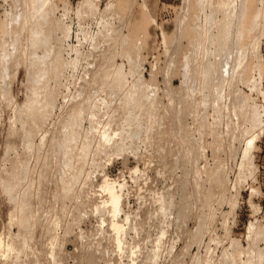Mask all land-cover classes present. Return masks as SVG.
Listing matches in <instances>:
<instances>
[{
  "label": "rangeland",
  "instance_id": "1",
  "mask_svg": "<svg viewBox=\"0 0 264 264\" xmlns=\"http://www.w3.org/2000/svg\"><path fill=\"white\" fill-rule=\"evenodd\" d=\"M116 1L0 0V264H264V10L247 47L235 26L228 48L247 50L250 68L234 56L247 78L219 82L201 65L225 59L227 0ZM143 3L152 20L137 39ZM239 91L261 123L242 117Z\"/></svg>",
  "mask_w": 264,
  "mask_h": 264
},
{
  "label": "bare ground",
  "instance_id": "2",
  "mask_svg": "<svg viewBox=\"0 0 264 264\" xmlns=\"http://www.w3.org/2000/svg\"><path fill=\"white\" fill-rule=\"evenodd\" d=\"M194 1H195V0H194ZM198 1H200V3L203 2V0H198ZM204 1H205V0H204ZM223 1H225V0H223ZM228 1L230 2V0L225 1V4L228 5L227 9H226L225 6H223V4H224V2H223V4H222V6H223V7H222V10L225 8L226 11H225V13H224V11H222V12L224 13V15H223V18H220V19H222V20L219 19V21H221V23L218 21V22L220 23V25H219V23H217V24L220 26V30L218 29V31H221L220 33H218V37H217V41L220 43V44L218 43V45H219L220 48H221L220 51H224V49H226V50H227V53H225L226 51H225V52H222V53L219 52V51H217V52H216V51H212V52H216L217 54L220 53V56H224L225 59H224V60H220V59H219L216 63L213 61V62L216 64V66L214 65L213 62H211V61H209V60H208V61L205 60L206 63H208V65H207V64L205 65L204 62H202V63H204V64L201 65V66H202V70H201V72H203V73H202V74H203L202 76H204V77L206 76L205 79H206L207 77H208L209 79H210V78L213 79V76L215 75L216 78H217L216 80H217V81L219 80V82H222L223 77H224V76H227V74L229 75L230 72L232 73V71H233L234 73H236V71H234V70H237V72H238V70L240 71V70H241L240 68L237 69V66H239L240 64H241V66H243V64L245 65V67L247 66V65H246L247 63H245L246 58H243V59H242V55L244 54L243 52L246 51V53H247V50H245V48H244L245 51H242V53L240 52V53H241V56H238V55H240V54L237 55V54H236V51H237V49L240 50V49H242V48L245 47V46L247 47V44H248V43L245 42V40L247 39V36H246V35H247V33H248L249 35L251 34V30L254 28V24H255L254 22L256 21V19H257L258 17H261V16H260V15H261V11L264 10V8H263V7H264V0H262V2H263L262 7H259V4H258L259 0H242V2H241L240 4H238V6L235 5L234 2H233V3H232V2L228 3ZM231 1H232V0H231ZM187 2H190L188 5H190L191 2L194 4V2L191 1V0H190V1L188 0ZM218 2L221 3L220 1H218ZM127 3H128L127 0H117L115 6H117V7H119V8H120V7L123 8V7H125V6L127 5ZM200 3H199V4H200ZM203 3H204V2H203ZM144 4L146 5V3H143V11H142V14H141L140 18L138 19V21H136V22L134 23L132 33H131V31H130L131 36H132V34H133V37H137V39H138V36L140 35L139 33L145 31V30H146V27L151 23V20H152V16H151V14H150V12H149V10H148V7H147V5L144 6ZM186 4H187V3H186ZM197 4H198V3H197ZM225 4H224V5H225ZM218 5H220V4H218ZM199 6H200L199 8H201V6H204V5H203V4H202V5L200 4ZM216 6H217V5H216ZM193 7L195 8V6H193ZM197 7H198V6H197ZM199 8H198V10H200ZM219 8L221 9V5L218 7V9H219ZM189 9H190V6H189ZM189 9H188V11H190ZM191 9H192V8H191ZM201 9H202V8H201ZM192 11H193V9H192ZM195 11H196V8H195ZM186 12H187V11H186ZM197 12H198V11H197ZM187 13H188V12H187ZM191 13H192V12H191ZM191 13H190V15H191ZM198 13H199V12H198ZM198 13H197V14H198ZM185 14H186V13H185ZM192 14H193V13H192ZM197 14L194 15V19L196 18L195 16H196ZM18 15H19V14H18ZM183 15H184V14H182V16H183ZM187 15H188V14H187ZM187 15H186V16H187ZM198 16H199V15H197V17H198ZM184 17H185V15H184ZM182 18H183V17H182ZM187 18H188V17H187ZM198 18H199V17H198ZM13 19H14V17H13ZM180 19H181V18H180ZM183 19H184V18H183ZM188 19H191V17L188 18ZM194 19H193V21L196 23V22H197V21H196L197 19H196V20H194ZM181 20H182V19H181ZM257 20H258V19H257ZM184 21H185V20H184ZM189 21H190V23L192 22V20H189ZM179 22H180V21H179ZM181 22H183V21H181ZM187 22H188V21H187ZM194 22H193V24L191 23L193 26L195 25ZM257 22H258V21H257ZM257 22H256V23H257ZM188 23H189V22H188ZM188 23L183 22V24H185L186 26H184L182 23H179V24H182L183 28L185 27V30L188 31L187 33H188V35H189V33L192 32V30L196 31L198 28L195 30L194 28H196V25L194 26V28H193V26L191 25V27H192L193 29H192V28L190 29V27H188L190 24L188 25ZM252 23H254V24H252ZM217 24H216V25H217ZM177 25H178V24H177ZM187 25H188V26H187ZM257 25H258V24H257ZM182 26H181V27H182ZM235 26L238 27L237 31L239 30L240 32H238V33L242 36V40H241V38H240L241 42L243 41L242 44L245 43V45L243 44L244 46H242V48H237V46H236L237 49H235L236 51H235V53H234V56H235V54H236V55L238 56V58L240 57V59H239L240 62H241L240 64H239L238 58L232 56V57H234V58H237L236 61H237L238 63L235 62V63H236V64H235V63L231 60V59H232L231 54L228 53V52H229V51H228V48H229V47L232 48V46H234V45H233V42H234V41H233V34H234L233 31L236 30V29L234 28ZM178 27H179V29H180V26H178ZM178 27H176V28H178ZM187 27H188V28H187ZM198 27H199V26H198ZM257 27H258V26H257ZM186 28H187V29H186ZM218 28H219V27H218ZM263 28H264V27H263ZM254 29H255V28H254ZM177 30H178V29H177ZM185 30H184V33H182V32H183V29H182V31H181V29H180V32L182 33V37H181L180 34H177L178 36L180 35V37H181V39L179 38V39L182 41L181 44L183 43L182 38H184V37L187 35L186 32H185ZM256 30H257V29H256ZM194 31H193V32H194ZM198 31H199V30H198ZM120 32H121V31H119V33H120ZM177 32H178V31H177ZM193 32H192L193 36H194V34L196 35V33H193ZM235 32H236V31H235ZM263 32H264V30H263ZM252 33H253V31H252ZM138 34H139V35H138ZM184 34H185V35H184ZM192 34H190L189 36H191ZM197 34H198V33H197ZM173 35H174V37H175V35H176V31L174 32ZM177 35H176V37H177ZM183 35H184V36H183ZM128 36H129V35H128ZM193 36H192V37H193ZM215 36H216V35H215ZM215 36L213 37V39L215 38ZM241 36H240V37H241ZM250 36H251V35H250ZM176 37H175V38H176ZM194 37L196 38V36H194ZM194 37H193V39L195 40ZM198 37H200V35H198ZM201 37H202V36H201ZM201 37H200V38H201ZM203 37H204V35H203ZM203 37H202V38H203ZM237 37H238V35L236 36V38H237ZM248 37H249V36H248ZM129 38H131V37L129 36ZM139 38H140V36H139ZM200 38H199V39H200ZM207 38H209V37H207ZM251 38H252V37H251ZM251 38H250V39H251ZM253 38H254V36H253ZM258 38H259V37H258ZM133 39H134V38H133ZM177 39H178V37H177ZM186 39H188V38H186ZM191 39H192V38H191ZM191 39H190V41H191ZM193 39H192V40H193ZM197 39H198V38H196V40H197ZM205 39H206V36H205ZM205 39H202V41L204 40L203 43L206 44ZM238 39H239V37H238ZM254 39H255V38H254ZM254 39H253V40H254ZM128 40H129V39H128ZM170 40H171V39H170ZM172 40H173V38H172ZM175 40H176V39H175ZM196 40H195V41H191V42L194 43V42H196ZM211 40H212V39H211ZM211 40H210V41H211ZM215 40H216V38H215ZM215 40H213V41H215ZM251 40H252V39H251ZM131 41H132V39H131ZM190 41H189V42H190ZM200 41H201V40H199L198 43H200ZM206 41H207V39H206ZM208 41H209V40H208ZM237 41H238V40H237ZM260 41H261V39H260ZM129 42H130V41H129ZM133 42H134V40H133ZM135 42H136V41H135ZM172 42H173V41H172ZM172 42H171V43H172ZM175 42H176V41H175ZM177 42H178V40H177ZM191 42H190L189 45H191ZM241 42L238 41V43H237V42H236V43H237V45H240ZM255 42H256V41H255ZM131 43H132V42H131ZM138 43H139V42H138ZM178 43H179V42H178ZM178 43H177V44L175 43V44L178 45V46L180 47L181 45H179L180 43H179V44H178ZM193 43H192V45H193ZM203 43L201 42V45H202ZM236 43H235V44H236ZM246 43H247V44H246ZM249 43H250V42H249ZM169 44H170V43H169ZM173 44H174V42H173ZM173 44H172V45H173ZM175 44H174L173 46H175ZM242 44H241V45H242ZM255 44H256V43H255ZM257 44H258V42H257ZM130 45H131V44H130ZM135 45H136V44H135ZM170 45H171V44H170ZM172 45H171V46H172ZM186 45H187V43H186ZM194 45H195V43H194ZM208 45H209V43H208ZM218 45H217V46H218ZM250 45H251V44H250ZM132 46H133V45H132ZM171 46H170V49H172V48L176 49L175 47H171ZM178 46H177V48H179ZM183 46H185V44H183ZM196 46H197V45H196ZM203 46H204V45H202V47H203ZM210 46H211V45H210ZM210 46H209V47H210ZM215 46H216V45H215ZM248 46H249V45H248ZM253 46H254V44H253ZM134 47H135V46H134ZM181 47H182V46H181ZM181 47H180V49H181ZM186 47H188V45L185 46L184 48L187 49ZM190 47H191V46L188 47V48H189V52H190ZM198 47H199V46H197V48H198ZM205 47H206V46H204V49H205ZM234 47H235V46H234ZM257 47H258V46H257ZM210 48H211V47H210ZM210 48H209V49H210ZM217 48H219V47H217ZM230 48H229V49H230ZM258 48H259V47H258ZM134 49H136V48H134ZM134 49H133V50H132V49L130 50V48H129V50H130V54L132 53L131 51H133V53H135V52H134ZM174 49H173V50H174ZM185 49H184V50H185ZM198 49H200V48H198ZM209 49H207V51H208ZM215 49H216V48H215ZM222 49H223V50H222ZM233 49H234V48H233ZM259 49H260V48H259ZM173 50H172V51H173ZM178 50H179V49H177V51H178ZM182 50H183V49H182ZM201 50L203 51L202 48H201ZM201 50H199V52H200ZM211 50H212V49H211ZM211 50H209V52H206L205 50H204V51H205L206 53H209L210 55H212L213 53L211 52ZM239 50H238V51H239ZM257 50H258V49H257ZM135 51H136V50H135ZM175 51H176V50H175ZM186 51H187V50H186ZM230 51H231V49H230ZM169 52H171V51H169ZM183 52H184V51H183ZM183 52H181V53L179 52V53L182 54ZM187 52H188V51H187ZM189 52L186 53V54L188 55ZM193 52H196V51H192V54H193ZM197 52H198V50H197ZM205 52L203 53L204 55H205ZM133 53H132V54H133ZM174 53H175V52H174ZM174 53H173V55H174ZM179 53H177V54L175 53V57H177L176 55H180ZM184 53H185V52H184ZM201 53H202V52H201ZM201 53H200V54H201ZM211 53H212V54H211ZM223 53H224V54H223ZM246 53H245V54H246ZM248 53L250 54L249 51H248ZM167 54H168V52H167ZM169 54H170V53H169ZM198 54H199V53H197L196 56H197ZM214 54H215V53H214ZM221 54H222V55H221ZM249 54H248V55H249ZM170 55H171V54H170ZM182 55H183V54H182ZM182 55L180 56V58L182 57ZM184 55H185V54H184ZM184 55H183V56H184ZM187 55H185V56L187 57ZM194 55H195V54H194ZM246 55H247V54H246ZM190 56H191V53H190L189 57H190ZM200 56H202V54H201ZM220 56L218 55L217 58H219ZM244 56H245V55H244ZM258 56H259V55H258ZM131 57H132V56H131ZM170 57H172V56H170ZM170 57H169V58H170ZM189 57H187V58L190 59V61L192 62L191 58H193L194 56H193V57L191 56V58H189ZM198 57H199V55H198ZM214 57H215V56H214ZM247 57H248V56H247ZM251 57H252V56H251ZM251 57L249 58L250 60H251ZM173 58H174V56L172 57V59H173ZM177 58H178V57H177ZM184 58H185V57H184ZM184 58H183V59H184ZM187 58H185V59H186V63L188 62V59H187ZM200 58H201V57H200ZM209 58H210V56H209L208 58H206V59H209ZM217 58H215V59H217ZM220 58L222 59V57H220ZM142 59H143V58H142ZM172 59L170 58V59H169V62H170V60H172ZM204 59H205V58H204ZM174 60H175V59H174ZM181 60H182V59H181ZM193 60H194V58H193ZM195 60L197 61V58H196ZM198 60H199V59H198ZM201 60H202V59H201ZM212 60H213V59H212ZM242 60H244V63H243ZM252 60H253V59H252ZM258 60H259V59H258ZM178 61H180V60H178ZM182 61H183V60H182ZM215 61H216V60H215ZM230 61H232V62L234 63L235 67H232ZM234 61H235V60H234ZM171 62H173L172 64H174L175 61H171ZM184 62H185V61H184ZM194 62H195V61H194ZM194 62H192V63H193V65H195V66H197V65L199 64V63H198V64L196 65V64H195L196 62H195V63H194ZM198 62H199V61H198ZM246 62H247V61H246ZM62 63H63V62H62ZM167 63H168V61H167ZM176 63H178V62H176ZM186 63H185V64H186ZM209 63H212V64H209ZM233 63H232V64H233ZM248 63L251 64L250 62H248ZM257 63H258V62H257ZM63 64H64V63H63ZM153 64H154V63H153ZM169 64H170V66L172 65L171 63H168V65H169ZM180 64H181V62H180ZM187 64H188V65H186V66L184 65V66H185V67H184V71H185V69H187V68H188V69H189V68H191V69L193 68V67H191V66H193V65H191V63L188 62ZM189 64H190V65H189ZM238 64H239V65H238ZM259 64H260V61H259ZM204 65H205V66H204ZM234 65H233V66H234ZM60 66H63V65H60ZM166 66H167V65H166ZM182 66H183V65H182ZM252 66H253V70H254V65H252ZM259 66H260V65H259ZM53 67H55V65H54ZM168 67H169V66H168ZM168 67H167V68H168ZM186 67H187V68H186ZM245 67H244V68L242 67L243 70L245 69ZM140 68H141V67H140ZM167 68H166V70H167ZM169 68H170V67H169ZM169 68H168V69H169ZM195 68H196V67H194V69H195ZM233 68H234V69H233ZM246 68H250V67L247 66ZM259 68H260V67H259ZM56 69H57V67L55 68V70H56ZM60 69H61V67H60ZM145 69H146V68H145ZM153 69H155V68H153ZM194 69H193V70H194ZM197 69H198V67H197ZM197 69H196V70H197ZM199 69H200V68H199ZM231 70H232V71H231ZM248 70H249V69H248ZM53 71H54V70H53ZM167 71H169V70H167ZM199 71H200V70H199ZM245 71H246V69H245ZM245 71H243V72H245ZM151 72L153 73L154 70H152ZM188 72H192V71H187V72H185V74H183V76L186 75ZM193 72H194L195 74H196V72H197V73H198V76L200 75V73H199L198 71H193ZM228 72H229V73H228ZM238 73H239V72H238ZM241 73H242V71H240V74H241ZM246 73H247V72H246ZM249 73H250V72H249ZM249 73H248V74H249ZM139 74H140V73H139ZM141 74L143 75V73H141ZM188 74H190V75L193 76L192 73H188ZM188 74H187V75H188ZM232 74H233V73H232ZM236 74H237V73H236ZM244 74H245V73H242V74L240 75V77H242V75H243L244 78L246 79L247 77H245ZM248 74H246V75L248 76ZM251 74H252V73H251ZM153 75L155 76V74L153 73V74L151 75V78H149V79H147V80H145V81H147V82L154 81V80H153V79H154V78H153V77H154ZM237 75H239V74H237ZM249 75H250V74H249ZM196 76H197V75H196ZM215 76H214V77H215ZM233 76H235V74L232 75V77H233ZM138 77H141V75L138 76ZM143 77H144V76H142V78H143ZM155 77H156V76H155ZM186 77H187V76H186ZM248 77H250V76H248ZM142 78H141V81L144 80V79L142 80ZM144 78H145V77H144ZM183 78H185V77H183ZM187 78H189V75H188ZM190 78H191V76H190ZM208 78L206 79V81L208 80ZM234 78H235V77H234ZM234 78L232 79L233 81H234ZM244 78H242V80H243ZM137 79H138V78H137ZM145 79H146V78H145ZM185 79H186V78H185ZM185 79H183L184 82L187 81V80H185ZM237 79H240V78L238 77ZM245 79H244V80H245ZM248 79H249V78H248ZM248 79H247V82H248ZM139 80H140V79H139ZM139 80H138V81H139ZM240 80H241V79H240ZM244 80H243V81H244ZM251 80H252V79H251ZM145 81H144V82H145ZM189 81H190V79H189ZM210 81H211V83H212V80H210ZM213 81H214V79H213ZM245 81H246V80H245ZM144 82H143V83L141 82L143 85H142L141 83H139V84H141L142 87H143L144 84H147V83H144ZM168 82H170V81H168ZM184 82H183V84H184ZM187 82H188V81H187ZM219 82H218V83H219ZM241 82H242V81H241ZM253 82H254V81H253ZM256 82H257V81H256ZM150 83H151V82H150ZM181 83H182V82H181ZM185 83H186V82H185ZM211 83H210V85H211ZM258 83H259V82H258ZM258 83H257V84H258ZM135 84H136V83H135ZM167 84H168V83H167ZM171 84H172V83H170V85H169V84H168V85L171 86ZM255 84H256V83H255ZM181 85H182V84H181ZM186 85H187V84H186ZM186 85H183V86H186ZM215 85H217V84H215ZM218 85H219V84H218ZM221 85H222V83H221ZM221 85H220V86H221ZM147 86H148V85H147ZM147 86H146V88H147ZM220 86H219V87L217 86V87L220 88ZM172 87H174V85L171 86V88H172ZM217 87H216V88H217ZM221 87H223V85H222ZM254 87H255V86H254ZM137 88L139 89V88H140V85H138ZM144 88H145V87H144ZM183 88H184V87H183ZM207 88H208V87H207ZM138 89H137V90H138ZM181 89H182V87H181ZM252 89H253V87H252ZM255 89H256V87H255ZM259 89H260V88H259ZM218 90L220 91V89H218ZM239 90H240V89H239ZM241 90H242V89H241ZM235 91H236V90H235ZM80 92L82 93V91H80ZM170 92H171V91H170ZM237 92H238V91H237ZM244 92H245V91H244ZM171 93H172V92H171ZM218 93H219V92H218ZM240 93H242V91H241V92L239 91V94H240ZM246 93H247V92H246ZM137 94H138V92H137ZM176 94H177V93H176ZM209 94H210V93H209ZM209 94H208V96H209ZM216 94H217V93H216ZM236 94H237V93H236ZM145 95H146V98L149 97L148 94H145ZM173 95H175V94H173ZM184 95H185V94H184ZM213 95L216 97L218 94H217V95L213 94ZM244 95H246V94H243V93H242L241 95L238 96L239 98H237V99H240V101L237 100V99H235V100H237V102H236L235 100H233V101H235L236 103H239V106H240V105L243 106L242 108H241V107H239V108L243 109V108L245 107L246 109H243V110H242L243 113H242V111H239V110H241V109H238V111L235 109V111H236V112H239V114L242 113V114H243L242 117H245V116H246V115H244V112H245V114L248 113V114H250V115H251V113H252V118H253V116H254V119L256 118L257 120H256V119H255L256 121H255L254 119L251 120V119H250L251 116H250L249 119L247 120V122H248L249 120H251L252 123L254 124L255 122L259 121L258 118H259L260 116L258 117L257 115H260V114H258V113L255 114L256 111H257L258 109H257L255 112H252V111H254L253 109L255 108L254 105H252V106H253V109H251V106L249 107L252 111H251L250 109H248V103H247L248 101L246 102V100H247V99H250V98L248 97V95H246L245 97H244ZM134 96H135V94H134ZM134 96H133V98H134ZM147 96H148V97H147ZM185 96H186V95H185ZM220 96H221V93H220ZM220 96H219V99H220ZM137 97H138V96H137ZM137 97H135V99H136ZM183 97H184V96H183ZM210 97H211V96H209L208 98H210ZM217 97H218V96H217ZM217 97H216V99H217ZM234 97H235V95H234ZM246 97H247V99H246ZM131 98H132V97H131ZM133 98H132V99H133ZM205 98H207V96H205L203 99H205ZM221 98H222V97H221ZM235 98H236V97H235ZM135 99H134V100H135ZM233 99H234V98H233ZM137 100H138V98H137ZM205 100H206V99H205ZM141 101H142V99H141ZM202 101H204V100H202ZM238 101H239V102H238ZM215 102H216V101H215ZM136 103H137V102L135 101V104H133V105H135V107H137L136 105L138 104V107H139V103H137V104H136ZM143 103H144V102H143ZM143 103H140V105H143ZM188 103H189V102H188ZM216 103H217V102H216ZM250 103H251V102H250ZM204 104H205V103H204ZM217 104H218V103H217ZM234 104H235V103H234ZM145 105H146V104L144 103V106H145ZM215 105H216V104H215ZM232 105H233V104H232ZM250 105H251V104H250ZM82 106H84V105H82ZM144 106H143V107H144ZM147 106H149V105H147ZM217 106H218V105H217ZM219 106H220V105H219ZM236 106H238V105H236ZM79 107H80V105H79ZM143 107L140 106V108H143ZM145 107H146V106H145ZM215 107H216V106H215ZM233 107H235V106H233ZM233 107H230V109L232 108L231 110H233V109H234ZM77 108H78V107H77ZM81 108H82V107H81ZM81 108H80V109H81ZM83 108H84V107H83ZM147 108H148V107H147ZM147 108H145V109L147 110ZM219 108L221 109V107H218L217 110H218ZM145 109H143V110H145ZM247 109H248V110H247ZM81 110H82V109H81ZM231 110H230V111H231ZM79 111H80V110H79ZM138 111H139V110H138ZM215 111H216V110H215ZM218 111H219V110H218ZM220 111H221V110H220ZM220 111H219V112H220ZM233 111H234V110H233ZM235 111H234V112H235ZM76 112L78 113V111H76ZM141 112H143V111H141ZM145 112H146V111H145ZM148 112H149V115H148V116H150V117H148V118H150L151 120H153V117L150 115L151 113H150V110H149V109H148ZM234 112L232 113L233 115H234ZM250 112H251V113H250ZM136 113L139 114L140 112H136ZM143 113H144V112H143ZM146 113H147V112H146ZM201 113H204V112L201 111ZM253 113H254L255 115H254ZM75 114H76V113H75ZM230 114H231V113H230ZM237 114H238V113H235V115H237ZM239 114H238V115H239ZM72 115H73V114H72ZM157 115H158V114H157ZM214 115H216V114H214ZM218 115H219V113H218ZM235 115H234V116H235ZM74 116H75V115H74ZM74 116H73V119H74ZM153 116H154V115H153ZM248 116H249V115H248ZM255 116H257L258 118L255 117ZM178 117H179V116H178ZM155 118H156L157 120H156ZM155 118H154V120H156L155 122H158V124H159V122L161 123V121L163 120V119H162V120L160 119L161 121H159V120H158V116H155ZM159 118H160V117H159ZM239 118H240V117L238 116V120H239ZM73 119H72V120H73ZM201 119H202V118H201ZM216 119H217V118H216ZM246 119H247V116H246ZM76 120H77V119H76ZM154 120H153V121H154ZM177 120H178V119H177ZM73 121H74V120H73ZM149 121H150V120H149ZM178 121H180V120H178ZM178 121H177V122H178ZM215 121H216V120H215ZM233 121H234V120H233ZM253 121H255V122H253ZM75 122H76V121H75ZM139 122H140V121H139ZM150 122H151V121H150ZM150 122H147V124H149ZM203 122H204V121H203ZM234 122H235V121H234ZM237 122H238V121H236L235 123H237ZM259 122L261 123V121H259ZM259 122H257L256 124H258ZM140 123H142V122H140ZM151 123H152V122H151ZM153 123H154V122H153ZM179 123H180V122H179ZM250 123H251V122H250ZM154 124H155V123H154ZM156 124H157V123H156ZM152 125H153V124H152ZM202 126H204V125H202ZM217 126H218V125H217ZM149 127H150V126H149ZM150 128H151V127H150ZM216 128H217V127H216ZM216 128H215V132H216V134H215L214 130H213V132H214V134H215L216 136H219V135L217 134V132H218L217 130H218V129H216ZM171 129H173V126H172ZM219 132H222V131H219ZM77 133H78V132H77ZM232 134H233V133H232ZM220 135L223 136V134H221V133H220ZM216 136H215V138H217ZM255 136H256V135H255ZM230 137H231V134H230ZM86 139H87V138H86ZM86 139H85V140H86ZM88 140H89V137H88ZM88 140H87V141H88ZM219 141H220V140H219ZM219 141H218V138H217V143H218V144H219ZM83 142H84V141H83ZM221 142H223V141L221 140ZM85 143H86V142H85ZM83 144H84V143H83ZM83 144H82V146H83ZM85 145H86V144H85ZM85 145H84V146H85ZM84 146H83V148H84ZM87 146H88V142H87ZM183 147H184V146H183ZM83 148H82V149H83ZM184 148H185V147H184ZM85 153H86L85 150H82L81 153H80V155L85 154ZM185 154H187V153H185ZM185 154H184V155H185ZM219 167H220V166H219ZM212 168H214V166H213ZM217 168H218V167H216V169H217ZM216 169L214 170L215 173L212 174L214 177H211V176H210V178H213L212 180H214V179L216 178V175H215V174H217L218 171H220V169H222V168L218 169V171H217ZM212 170H213V169H212ZM81 171H82V169H81ZM81 171H77V172H79V173H78V174L76 173L77 176L74 177V178H72V180H73V179H74V180H75V179L78 180V175L80 174ZM214 171H213V172H214ZM216 171H217V173H216ZM222 171H223V169H222ZM210 173H211V172H210ZM219 173H220V172H219ZM219 173L217 174V175H218V179H217V178H216V179H217V181L219 182V184H221L220 181H222V183H223V179H222V180L219 179V178H221V177H220L221 174H219ZM222 173H224V172H222ZM209 175H211V174H209ZM219 175H220V176H219ZM222 175H223V174H222ZM222 177H223V176H222ZM208 179H209V178H208ZM216 179H215V180H216ZM74 180H73V181H74ZM76 180H75V181H76ZM215 180H214L213 182H215ZM219 180H220V181H219ZM214 184H215V183H214ZM216 184H218V183H216ZM219 184H218V185H219ZM223 184H224V183H223ZM73 185H74V184H72L71 187H72ZM221 185H222V184H221ZM221 185H220V186H221ZM222 186H223V185H222ZM222 186H221V187H222ZM215 187H217V186L215 185ZM215 187H214V188H215ZM218 187H219V186H218ZM72 188H73V187H72ZM72 188H69V189L71 190ZM211 188H213V187L211 186V187H209V188H207V189H209V191H211V190H212ZM73 189H75V187H74ZM210 189H211V190H210ZM214 190H216V189H214ZM214 190H213V192H211L212 195H211L210 193H208V194L211 195V196H215V195H213V193H214V194H215L216 192L218 193V191L214 192ZM217 190H219V188H218ZM254 190H255V189H254ZM73 191H74V190H73ZM73 191H72V192H73ZM205 191H206V190H205ZM206 192H207V191H206ZM206 192H204V193H206ZM220 192H221V191H220ZM254 192H255V191H254ZM208 194L206 193L207 196H208ZM206 198H207V197H206ZM209 198H210V197H209ZM207 199H208V198H207Z\"/></svg>",
  "mask_w": 264,
  "mask_h": 264
}]
</instances>
